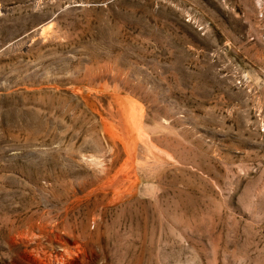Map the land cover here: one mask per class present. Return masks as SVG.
<instances>
[{"label":"rangeland","instance_id":"obj_1","mask_svg":"<svg viewBox=\"0 0 264 264\" xmlns=\"http://www.w3.org/2000/svg\"><path fill=\"white\" fill-rule=\"evenodd\" d=\"M0 264H264V0H0Z\"/></svg>","mask_w":264,"mask_h":264}]
</instances>
